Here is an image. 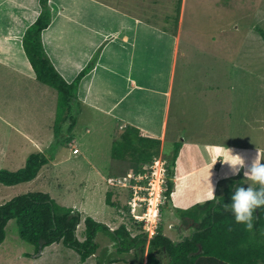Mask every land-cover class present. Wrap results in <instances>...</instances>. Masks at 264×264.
I'll return each instance as SVG.
<instances>
[{"label": "rangeland", "instance_id": "rangeland-1", "mask_svg": "<svg viewBox=\"0 0 264 264\" xmlns=\"http://www.w3.org/2000/svg\"><path fill=\"white\" fill-rule=\"evenodd\" d=\"M35 2L0 0V169L16 171L25 166L29 155L36 152H43L47 163L31 181L14 186L0 184V205L26 193L41 192L59 206L78 212L80 220L76 226V237L80 241L84 239L83 222L87 217L105 224L110 230L125 224L134 236L139 232L130 225L129 215L124 208L111 207L106 202L108 190L113 191L112 199L121 200L122 205L127 200L125 191L116 190L108 184L109 179L128 176L132 171L129 163L112 157V146L124 129L122 125L118 127L123 120L105 117L100 109H104L102 101L94 104L95 99H92L89 102L97 107L83 103L93 71H102L104 62L107 63L105 59L102 62V54L112 53V48L107 45L110 40H100L102 37L98 35V41L93 43L88 27L95 13L87 11L82 14L88 8L82 3L83 0L50 2L52 19L46 28L47 41L41 33L42 47L61 77L71 82L94 60L85 76L87 78H83L76 91V100L71 109L73 121L62 123L58 136H55L51 125L58 109L56 92L34 79L23 49L22 36L37 16L32 21L26 17L25 24L22 19L20 22V16L21 13L38 11ZM88 2L91 8L101 6L114 9L111 27L118 36L127 31L138 35L147 33V30L150 33L161 31L162 14L168 13L173 3L176 5V0ZM61 8H76L77 11L71 14L77 24L82 19L85 27L76 24L65 27L62 19L69 12ZM99 16L103 17L101 11L96 13V17ZM141 18L146 20L145 25L154 28H145L139 23L144 22ZM9 23L15 24V27L7 26ZM258 28L264 32V0H182L169 93L171 101L161 150L163 154L172 156L174 144L180 142L174 168V175L179 178L171 194L172 206L164 209L160 219L158 216V220L153 222L157 226L162 222L165 233L173 240H179L189 232L187 229L179 232V219L171 208L182 209L180 207L183 205L189 208L211 200L209 195L213 190L216 195L217 191L228 186L230 178L243 181L247 186L243 172L238 176H226L230 175L228 169L221 174V162L208 168L202 167L210 161L211 150L221 147L222 151H226L229 148L244 158L258 154L264 160V41ZM7 33L12 35H3ZM158 34L161 36L150 35L149 41L162 40L163 32ZM114 39L113 34L112 42ZM155 44L148 43L146 50L159 49L157 63L150 58L146 60L145 56L144 60L161 68V48L155 47ZM122 49L115 51L122 52ZM164 51L165 56L173 51L170 41L164 46ZM81 55L85 57H78ZM82 58L86 60L83 62ZM115 66L116 72H120L121 66ZM24 72L31 74L29 76ZM163 72L159 69L158 75L165 81L170 73ZM152 88L159 100H154L157 105L148 104L151 108L148 117L151 125L163 119L161 111L157 109L165 103L163 99L166 97L167 83L160 82ZM101 89L106 91V87ZM22 133L27 134L35 146L41 145L38 147L40 150H35ZM67 135L74 140L72 144L68 138L65 139ZM74 148L78 153H72ZM216 172L219 173L217 176ZM214 180H218L217 184L211 186ZM149 226L152 225L149 223ZM98 240L100 250L104 246L107 248L106 255L100 261L96 259V254L83 262L78 252L67 248L62 242L36 252L31 244L20 238L17 221L12 218L5 226L4 240L0 244V264H104L103 259H116L118 256L129 261L128 264L138 262L139 255L134 249L121 255L110 237ZM166 261L165 257L163 263Z\"/></svg>", "mask_w": 264, "mask_h": 264}, {"label": "trees", "instance_id": "trees-1", "mask_svg": "<svg viewBox=\"0 0 264 264\" xmlns=\"http://www.w3.org/2000/svg\"><path fill=\"white\" fill-rule=\"evenodd\" d=\"M37 1L39 12L22 36L23 49L33 71L34 79L53 88L56 92L58 109L55 114L53 131L55 136H58L62 123L65 121V123H71L74 119L71 109L76 100V91L83 78L91 70L94 60L83 68L71 82L61 77L51 60L43 52L42 47L41 33L49 26L52 19L50 0ZM181 8L182 0H176V5L173 3L171 6L172 11L162 14L161 31L164 34L172 37L178 36L177 27L180 23ZM258 30L264 41V32L259 28ZM179 149L180 142H176L172 156L165 154L162 156L167 161V170L160 213L168 209V206H172L174 168ZM160 151L161 140L146 137L136 127L126 125L120 132L119 140L115 141L112 146V157L129 163L132 167L130 174H142L145 166L152 163L153 158L158 157ZM46 163L47 160L43 153H33L28 156L25 166L16 171L0 169V184L14 186L31 181ZM230 180L227 181L228 186L223 187L220 192L217 191L214 199L186 209L174 207L170 209L180 218H187L188 221L192 220L194 223L192 233L179 240H173L165 233L162 222L158 224L152 238L148 239V235L141 230V224L133 218L129 217L128 221L139 232L134 236L127 230L125 224L110 230L105 224L87 217L83 222L84 239L80 241L76 237V226L79 225L80 220L78 212L59 206L47 194L30 192L0 205V244L4 240L7 222L15 218L20 238L31 244L36 252L40 247L43 250L54 243L62 242L67 248L78 252L83 262L96 254H98L96 259L100 261V258L106 255L107 248L104 246L101 251L98 239L110 237L119 254L125 255L134 249L137 256L139 255L136 264H264V207L254 212L251 231L235 223L233 215L231 212H226L223 205L229 202L235 188L244 186V183L233 178ZM111 187L125 191L127 200L131 196L129 190L117 186ZM112 196L113 191L108 190L107 204L111 207H122L128 213L127 200L122 205L121 200H113ZM165 257L167 261L163 263ZM111 258L103 259L104 264L119 261L128 263L121 256L116 259Z\"/></svg>", "mask_w": 264, "mask_h": 264}, {"label": "crops", "instance_id": "crops-1", "mask_svg": "<svg viewBox=\"0 0 264 264\" xmlns=\"http://www.w3.org/2000/svg\"><path fill=\"white\" fill-rule=\"evenodd\" d=\"M50 2L52 3L53 0H50ZM35 3H36V6L38 7V11H35L33 13L32 12L21 13L20 22L22 19V23L25 24L27 18L28 20L32 21L33 18L37 16L39 12V5H38L37 0ZM82 3L85 4V6H88V8L83 10L82 14H84L87 11L88 12L93 11L95 13V16L92 17V23H90L88 27L90 28V32L92 33L93 43L95 44L98 41V35H99L100 37H102L100 40H103V39L110 40L107 45L112 48V53L109 52L108 54H104V55L102 54V58H101L102 62L104 59L105 61H107V63L104 62L105 64L104 69L102 71H96V70L93 71V74L90 77L89 84L87 85L85 89V92H87V96L84 98L86 101L83 100V103L84 102L89 103L90 101L92 102V99L93 100L95 99L94 104L102 101L101 103L103 104L104 109L100 107L98 108L103 110L102 112L104 113L105 117H111V118L117 117L116 118L117 120L118 118H121L123 120V123H120L118 127L121 125L124 127L126 125H132L136 127L137 129H139L144 136L157 138L161 140V150H162V145H163L164 138L166 135L169 106H170V101H171V97H169L170 96L169 93H170L171 86H172L171 75L173 74V66H174V61H175L174 56L176 55V52H177L176 43H178V36L172 37L170 35L163 33L162 40L160 39L158 41H149L150 35H156V36L160 35L161 36V34H158L161 32L160 30H157L156 33H150L149 32L150 30H147L148 31L147 33L144 34L143 32L139 35L135 32L127 31L126 33L123 32L122 34L118 36L117 31L111 27L113 23V20H112V15L114 12L113 8H102L101 6H99L100 8H91L89 6L88 0H83ZM61 10H67L69 12L62 19V23L65 27L70 28V27H73L74 24L79 25V27L80 26L85 27L84 24L82 23V19H81V23L79 22L77 24L74 17L72 16L73 14H71L77 11L76 8H69V9L61 8ZM97 11H101L103 13V17L99 16L97 18L96 17ZM141 19L144 20V22H139V23H142V25L145 28L147 29L154 28L149 25H145L144 23L146 22V20L144 18H141ZM16 20H17V15H16ZM125 22L126 20H124V23ZM6 25L15 27V24L13 23H9ZM42 34H43V37L44 36L46 37V41H47L48 33L46 32V29L42 31ZM113 34L115 35V39H119V41L114 39V42H112ZM3 35L9 37L12 35V33H7ZM168 41L172 43L173 51H171V54L169 56H165L164 55L165 51L163 52V49H164V46L168 43ZM148 43H157L154 46L157 48H161L160 56L163 62V66L161 68L159 66L155 67L144 60V56H145L146 60L150 58L152 61L157 63L159 49H157L156 51L146 50ZM136 44H138L137 48H136ZM142 47L144 50H142ZM118 48H124V49L121 50L122 52H116L115 50H118ZM111 54H113V56ZM78 57H85V56L81 55ZM51 59L53 61V58ZM165 59H169L170 61L167 62ZM85 60L86 58H82L83 62ZM114 63L118 64V66H121L119 67V69H121L120 72L119 71L116 72L117 69ZM159 69H161V71H164L163 73H165V71L167 72V74L170 73V77L168 79H165V81H163V77H160L158 75ZM24 73H26L29 76L31 74L30 72H24ZM114 73H115V76H112L114 75ZM26 74H23V75L27 76ZM159 81L167 83V88L165 92L166 97H164L163 99L165 100V103L157 109L159 112L161 111L163 119L160 121V123L151 125L149 124V121H148L150 119L148 117L151 114V108L148 104L149 103L152 105L156 104L154 100H159L156 95L157 92L151 91L153 89L152 88L153 86L155 85L157 86V84L159 85L160 83ZM102 87H106L105 92L102 91L101 89ZM148 94L149 96L147 97ZM98 97H100V100H97ZM89 104L94 107H97L93 103H89ZM130 105L132 106L130 107ZM53 125L54 123L51 125V128H52V132L54 133ZM21 132L23 131L21 130ZM22 135L25 137V139L27 140L29 144L33 145V148H35V150L37 151L40 150L38 149V147L40 148L41 145L35 146L33 144V141L28 137L27 134L22 133ZM68 136L69 135H67L66 138H68ZM70 137L71 136H69V139H70L69 142H71L72 144L74 140H71ZM50 140L51 139H49L48 142H50ZM18 147H21V145ZM219 152H223L221 147L211 150V154L209 153L210 161L206 163L205 166H202V167L208 168L209 166L217 165L220 161L217 160V162L215 163L214 157H215V154ZM249 157L245 158L246 164H250L252 159L255 156H249ZM220 165H222V167L220 168V170L218 169L219 172L221 174L222 173L225 174L229 168L226 165H223L221 163ZM201 169H205V168H201ZM216 173L215 175L217 176L219 173L217 174ZM177 178H179V176L174 177L173 179L174 183L176 182ZM217 181L216 180L212 181L211 186L214 185V183L216 185ZM180 208L186 209L188 208V205H183ZM120 262L122 261L115 262L112 264H116ZM127 262L130 263L129 261ZM128 263L123 262V264H128Z\"/></svg>", "mask_w": 264, "mask_h": 264}, {"label": "clouds", "instance_id": "clouds-1", "mask_svg": "<svg viewBox=\"0 0 264 264\" xmlns=\"http://www.w3.org/2000/svg\"><path fill=\"white\" fill-rule=\"evenodd\" d=\"M158 156H163V152L160 151V154ZM214 159H215V163L217 162V160H219L221 164L227 165V167L230 169V175H226V176H238L240 175L241 172H243V177L248 182L246 183L247 187L244 186L236 187L230 196L229 202L225 203L223 205V208L226 212H231V214L234 217L235 223L241 224L244 226L245 230L251 231L253 229L254 212L257 209L264 207V162H262L264 160H262L260 156L257 154L252 159L250 164H246L244 156L238 153L234 154L233 151L229 148L226 151L215 154ZM165 182H166V173H165L163 192L165 189ZM163 192H162V197H163ZM214 196L215 193L213 190V192L209 195V199H214ZM161 204H163V202ZM160 205H159V219H160ZM128 215L130 218H132L129 214V211H128ZM176 218L180 219L179 216H177ZM177 228L179 229V227ZM179 232L181 233V230ZM152 236L148 235V239L152 238Z\"/></svg>", "mask_w": 264, "mask_h": 264}, {"label": "built area", "instance_id": "built-area-1", "mask_svg": "<svg viewBox=\"0 0 264 264\" xmlns=\"http://www.w3.org/2000/svg\"><path fill=\"white\" fill-rule=\"evenodd\" d=\"M72 152L77 153V149ZM144 170L142 174L132 173L128 177L109 179L108 184L130 191L127 201L129 214L141 224L142 231L152 236L157 229L154 223L158 220L159 205L163 202L166 161L162 156L155 157Z\"/></svg>", "mask_w": 264, "mask_h": 264}, {"label": "flooded vegetation", "instance_id": "flooded-vegetation-1", "mask_svg": "<svg viewBox=\"0 0 264 264\" xmlns=\"http://www.w3.org/2000/svg\"><path fill=\"white\" fill-rule=\"evenodd\" d=\"M193 226H194V223L193 221H188L187 218H180L179 219V231L181 230V232H183L185 229H187L186 231L190 233V231L193 230ZM184 227V228H183Z\"/></svg>", "mask_w": 264, "mask_h": 264}, {"label": "water", "instance_id": "water-1", "mask_svg": "<svg viewBox=\"0 0 264 264\" xmlns=\"http://www.w3.org/2000/svg\"><path fill=\"white\" fill-rule=\"evenodd\" d=\"M39 250H41V247H40V249Z\"/></svg>", "mask_w": 264, "mask_h": 264}]
</instances>
